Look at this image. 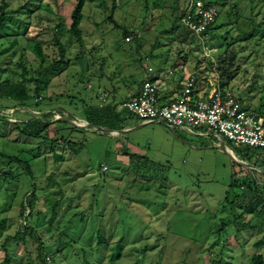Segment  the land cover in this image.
<instances>
[{"label": "rangeland", "instance_id": "374dc122", "mask_svg": "<svg viewBox=\"0 0 264 264\" xmlns=\"http://www.w3.org/2000/svg\"><path fill=\"white\" fill-rule=\"evenodd\" d=\"M189 1L119 0L113 12L112 0H87L81 43L67 28L58 32L75 0H0L7 26L0 28V83L22 84L40 103L0 99V219L8 227L0 264L6 249L11 264H45L44 256L48 264H253L264 257L256 247L264 209L247 213L255 190L240 187L254 178L263 184L264 174L212 139L143 125L123 106L151 67L172 79L214 73L264 115V0H215L220 17L205 41L179 23ZM127 30L138 38L128 42ZM60 62L66 66L48 71ZM102 94L121 114L119 130H134L58 124L86 126L81 109L102 107ZM32 119L51 121L42 139L21 133ZM61 138L66 144L53 142ZM231 147L237 160L264 172L257 151Z\"/></svg>", "mask_w": 264, "mask_h": 264}, {"label": "built area", "instance_id": "2783aa9c", "mask_svg": "<svg viewBox=\"0 0 264 264\" xmlns=\"http://www.w3.org/2000/svg\"><path fill=\"white\" fill-rule=\"evenodd\" d=\"M219 17L220 10L210 0H190L179 23L205 41ZM126 40L131 42L130 37ZM148 74L153 76L154 69L150 67ZM208 81L209 90L204 98L195 97L199 81L197 75L192 74L183 81L180 98L162 103L159 83L147 79L142 83L138 96L123 106L137 116L142 124L164 122L174 131L182 130L212 139L216 147H225L227 150H232L231 146H247L258 152L255 162L260 161L264 165V115L243 102L232 89L221 86L217 79ZM100 100L103 105H107V95L102 94ZM242 162L252 165L248 161ZM250 169L253 173L264 174L256 165ZM102 170L106 172L109 167L103 166ZM46 260L51 263V257H46Z\"/></svg>", "mask_w": 264, "mask_h": 264}, {"label": "trees", "instance_id": "16d2710c", "mask_svg": "<svg viewBox=\"0 0 264 264\" xmlns=\"http://www.w3.org/2000/svg\"><path fill=\"white\" fill-rule=\"evenodd\" d=\"M113 1V12L117 10V8L120 5L119 0H112ZM212 3H214L215 0H210ZM87 0H75V4L73 8L71 9V13L69 14V19H67V15H63L62 17L69 20V23H67L63 20V25L58 26V32H63L66 28L70 34L75 37L79 42H83V32L81 29V25L84 20V9L86 6ZM6 8V4L1 7V12H0V28H3L4 26L7 27L4 24L5 18H6V13L4 12V9ZM184 11L180 10V13L178 12V19L183 15ZM111 21L114 22L113 16L111 17ZM177 28H181V26H176ZM4 29V28H3ZM213 28L210 29V33ZM185 30V29H184ZM183 30V31H184ZM187 31V30H185ZM189 35L190 32L187 31ZM194 35V34H193ZM125 36L128 38L131 36L138 38V34L136 32H130L129 30L126 31ZM205 36V35H204ZM37 50L39 51L40 55L43 56L42 54V49L40 45H36ZM234 58H231V63L234 61ZM65 65L64 62H60L53 67H51L49 70L55 71L62 69ZM214 77V73L209 74L205 78H200L199 80H203V83L205 81H208V79H212ZM207 83V82H206ZM202 83H200V86ZM199 86V87H200ZM203 86V85H202ZM40 94V89H36V96L39 97ZM0 99H13L18 102V104L22 106H33L35 105L36 107H39V101L37 103H34V96H32L28 89L22 85V84H16L10 81H6L3 83H0ZM34 106V107H35ZM80 109V108H79ZM83 111V116L82 118L86 120L89 124L95 125V126H101V127H107L113 131H118L120 126V116L121 114L117 112V106L114 104L110 105H104L103 107H85L81 109ZM80 110V111H81ZM260 114L261 111L259 112ZM62 122H58L60 124ZM68 124V123H66ZM51 127V123L49 121H43V120H34V121H24L22 122L20 131L21 133L29 138H36V139H42L44 137L49 129ZM122 129V128H121ZM56 144H66V140L64 138H61L60 140L53 141ZM132 161V158H130ZM29 169V168H28ZM235 187V183H233L230 187V190H232ZM241 189H245L246 187H249L250 189L255 190V195L251 201V203L246 207V212L251 213V214H256L260 208L264 209V183L260 184L255 178L251 179L250 181L247 180L243 182V185L240 186ZM25 215V211L23 212ZM32 212L28 214V216H31ZM38 214V212H37ZM7 223L5 220L0 219V239L4 236L6 230H7ZM27 231H25V234ZM19 234H23L19 232ZM33 236V235H31ZM16 238V237H15ZM11 237L8 238L10 240ZM105 239L101 238L100 243L104 242ZM9 241H7L8 243ZM41 244V243H40ZM257 248H262L264 247V238L261 239L256 243ZM41 249V248H40ZM7 254H6V259H5V264H11V262L14 260V256L12 257V252L6 249ZM46 257H51V256H46ZM46 257H43V262L45 264H48ZM42 258V255L40 254V259ZM119 261V259H118ZM112 264H118V262H113ZM253 264H264V257L261 255H257L253 259Z\"/></svg>", "mask_w": 264, "mask_h": 264}, {"label": "crops", "instance_id": "0c3cea01", "mask_svg": "<svg viewBox=\"0 0 264 264\" xmlns=\"http://www.w3.org/2000/svg\"><path fill=\"white\" fill-rule=\"evenodd\" d=\"M150 67H148L147 68V72H146V76H145V78L142 80V82H141V86H142V83L145 81V80H147V79H154L155 81H157L158 83H159V85H160V96H161V99H162V103H168V102H171V101H174V100H176V99H178V98H180L181 97V94H182V91H183V81L188 77V76H190V75H192V74H195V73H192V74H190V73H188V74H183V76L181 77V78H179V77H177L176 79H172L171 77L169 78L168 76H166V75H156V74H154L153 76L152 75H149L148 74V69H149ZM170 72H172V71H169V73ZM154 73H155V71H154ZM171 76H173L174 74L172 73V74H170ZM196 75V74H195ZM164 77V78H163ZM209 80V79H208ZM174 81V82H173ZM175 81H178V82H175ZM208 83V85L207 86H205V87H207V89H205L204 91H203V89L205 88H201L202 87V85H204V83H203V80H199V82H198V85H197V87H198V90L196 91V95H195V97H202V98H204V94L205 95H207V92H208V90H209V81H205V83ZM175 84V88H173V86H172V84ZM176 83L178 84V85H176ZM200 83H202V85L200 86ZM141 86H140V88L138 89V91H137V93H135L134 95H131L130 97H129V99L128 100H130V99H133V98H135V97H137L138 96V94H139V92H140V90H141ZM200 86V87H199ZM229 88V87H228ZM107 97H108V94H107ZM127 100V101H128ZM125 104V103H124ZM104 105L102 104V107H103ZM139 122H140V120H139ZM141 123V122H140ZM157 123H161L162 124V122H157ZM142 124V123H141ZM134 128V126L133 125H131V126H125L124 127V129L123 130H134L133 129ZM113 134V133H112ZM190 134V133H189ZM192 134V133H191ZM192 135H195V134H192ZM197 136V135H196ZM223 149V148H222ZM231 150V149H230ZM233 151V150H232ZM108 167H109V165H107ZM102 170V169H101ZM110 171V167H109V170L108 171H103L102 170V173L103 174H106V173H108Z\"/></svg>", "mask_w": 264, "mask_h": 264}, {"label": "water", "instance_id": "95a60500", "mask_svg": "<svg viewBox=\"0 0 264 264\" xmlns=\"http://www.w3.org/2000/svg\"><path fill=\"white\" fill-rule=\"evenodd\" d=\"M34 120H37V119H32L31 121H34ZM58 121L62 122V123H68L74 127H77V128H87L88 129H96L98 131H103V132H107V133H118V134H123V133H127L131 130H118V131H113L111 129H108L106 127H101V126H95V125H91V124H87L86 126L84 125H79L76 121L74 120H69V119H66V118H61L59 119ZM51 122V121H49ZM163 125L167 126L164 122H162ZM143 125H146V124H143ZM223 151L228 153L237 163H240L241 165L243 166H246V168H250V167H253V165H248L246 163H243V162H240L239 160H237L225 147H223Z\"/></svg>", "mask_w": 264, "mask_h": 264}]
</instances>
